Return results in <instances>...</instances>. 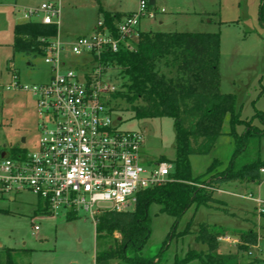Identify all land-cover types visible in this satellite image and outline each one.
Segmentation results:
<instances>
[{"label": "rangeland", "instance_id": "rangeland-1", "mask_svg": "<svg viewBox=\"0 0 264 264\" xmlns=\"http://www.w3.org/2000/svg\"><path fill=\"white\" fill-rule=\"evenodd\" d=\"M139 1L0 0V151L11 158L32 153L37 150L41 138L43 120L36 98L24 91L7 89L12 82V69L24 85L43 84L50 77V69L41 55L13 53V26L24 21L23 11L53 4L59 9L60 40L70 44L76 38L94 34L101 18L100 6L104 10L123 8L135 12ZM149 11L157 13L154 18H143L144 32L219 34L220 91L235 94L240 118L251 121L253 127L264 132V0H156ZM69 57L79 60L71 54ZM158 69L169 74L163 64ZM124 79L120 71L110 68L108 82L118 89L117 92L127 96ZM112 105L116 110L114 119H121L118 123L121 130L144 135L143 157L154 161L161 157L174 160L173 119H134L129 104L121 96L113 98ZM245 129L237 126L236 134H243ZM230 132L227 115L222 126L223 135L211 153L189 158L193 177L204 175L215 160L220 165L214 173L228 167L237 149ZM257 159L264 161V134L251 140L238 161L248 163ZM212 196L218 202L209 207H191L173 233L175 219L159 213V205L152 204L149 208L151 236L142 255L155 256L170 232L161 264H173L175 258H183L189 250L205 251L206 246L195 241V234L200 224L207 223L223 232L219 239L220 253H239L241 264H264V217L258 206L259 202L264 203V177L260 184L244 180L224 184ZM39 202L30 192L0 195V249L13 250L17 264H94L97 252L113 247L120 239L118 233L97 235L95 220L88 213L80 211L71 218L63 212L46 215L38 211ZM35 226L38 231H34ZM188 226V232L184 233ZM248 230L258 234V244L239 251L240 235ZM2 257L4 259L5 252Z\"/></svg>", "mask_w": 264, "mask_h": 264}, {"label": "trees", "instance_id": "trees-1", "mask_svg": "<svg viewBox=\"0 0 264 264\" xmlns=\"http://www.w3.org/2000/svg\"><path fill=\"white\" fill-rule=\"evenodd\" d=\"M155 2L146 0L147 9ZM99 16L113 33L116 24L123 18L122 14L107 12L101 6ZM57 33L56 24L45 25L39 21L16 24L13 52L42 55L44 43L40 39L54 38ZM103 60L125 78L128 95L117 92L113 98L125 97L134 119L174 120L175 157L172 161L164 157L158 159L173 164V180L138 193L133 211H107L96 216L97 235L103 233L112 236L118 233L120 239L115 241L113 247L97 252L94 264H161L170 234L191 207H209L211 203L218 202L212 194L224 184L239 180L258 184L263 182L260 170L264 168V161L257 159L247 163L238 159L251 140L264 132L253 127L251 121L240 118L235 94L220 91V36L217 33L141 32L135 52L107 53ZM160 64L169 70L168 75L159 71ZM227 115L230 117V134L234 136L237 146L228 167L214 173L220 165L215 160L204 175L193 177L189 158L211 153L216 141L223 135L222 126ZM237 126L246 128L243 134H236ZM2 153L0 151V155ZM200 185L205 187L201 188ZM152 204L159 205V213L167 214L175 221L172 233L168 234L159 252L155 256L145 257L142 250L151 236L149 208ZM38 211L51 215L46 203L41 200ZM224 212L229 214L227 209ZM73 216L75 214L67 217ZM261 216L264 217V213ZM188 230L189 226L184 233ZM221 235L223 232L215 227L200 224L195 241L205 245L206 250H189L183 258H175L173 264H241L239 253L219 252ZM240 239L239 251H242L256 246L259 236L248 230L240 235ZM13 252L11 249H0V264H17Z\"/></svg>", "mask_w": 264, "mask_h": 264}, {"label": "built area", "instance_id": "built-area-1", "mask_svg": "<svg viewBox=\"0 0 264 264\" xmlns=\"http://www.w3.org/2000/svg\"><path fill=\"white\" fill-rule=\"evenodd\" d=\"M147 11L146 0H140L138 10L122 18L114 33L100 18L90 37L70 44L61 42L58 33L40 39L50 69L46 83L24 85L12 69L7 89L36 98L43 123L37 150L13 158L0 155V195L30 192L51 214L82 211L95 220L102 212L133 211L138 193L173 180V164L143 157L144 135L121 130L114 119L118 89L108 82L111 66L103 60L107 53L136 51L142 19L154 18ZM23 17L58 26L59 9L43 4L24 10ZM260 173L264 177V168ZM258 206L264 213V203Z\"/></svg>", "mask_w": 264, "mask_h": 264}, {"label": "crops", "instance_id": "crops-1", "mask_svg": "<svg viewBox=\"0 0 264 264\" xmlns=\"http://www.w3.org/2000/svg\"><path fill=\"white\" fill-rule=\"evenodd\" d=\"M156 3V2H155ZM104 10V9H103ZM105 11H107V12H112V13H120V14H122L123 15V18H125V17H127L129 14H131V13H133V11H127V10H125V9H123V8H121V9H118V10H105ZM150 12H152L153 14H154V17H155V15H156V13L157 12H154V11H150ZM162 12H163V10H162ZM24 19V18H23ZM143 20V19H142ZM24 22H27V20L26 19H24V21H22V22H18V23H16V24H19V23H24ZM15 24V25H16ZM160 25H162V22H160L159 23ZM14 25V26H15ZM14 26H13V34H14ZM141 28V31L142 32H144L143 30H142V27H140ZM153 32H156V31H153ZM13 39H14V37H13ZM12 43H13V41H12ZM11 48H12V44H11ZM12 50H13V48H12ZM14 53V52H13ZM15 54V53H14Z\"/></svg>", "mask_w": 264, "mask_h": 264}, {"label": "water", "instance_id": "water-1", "mask_svg": "<svg viewBox=\"0 0 264 264\" xmlns=\"http://www.w3.org/2000/svg\"><path fill=\"white\" fill-rule=\"evenodd\" d=\"M119 121H121V119H119ZM5 155H4V153L1 155V157H4Z\"/></svg>", "mask_w": 264, "mask_h": 264}]
</instances>
